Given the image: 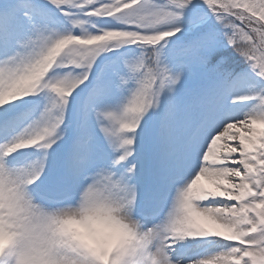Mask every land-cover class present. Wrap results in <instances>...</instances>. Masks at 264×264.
<instances>
[{
    "label": "snow or ice",
    "instance_id": "6c2138e0",
    "mask_svg": "<svg viewBox=\"0 0 264 264\" xmlns=\"http://www.w3.org/2000/svg\"><path fill=\"white\" fill-rule=\"evenodd\" d=\"M0 264H264V0H0Z\"/></svg>",
    "mask_w": 264,
    "mask_h": 264
},
{
    "label": "clouds",
    "instance_id": "9594fccd",
    "mask_svg": "<svg viewBox=\"0 0 264 264\" xmlns=\"http://www.w3.org/2000/svg\"><path fill=\"white\" fill-rule=\"evenodd\" d=\"M98 217H103V212L102 211H98L95 215H93L92 217L88 218L89 221L92 220V219H96ZM72 223V222H70Z\"/></svg>",
    "mask_w": 264,
    "mask_h": 264
}]
</instances>
